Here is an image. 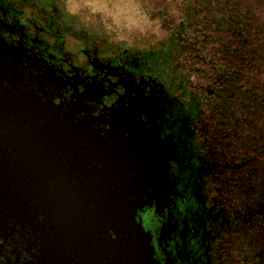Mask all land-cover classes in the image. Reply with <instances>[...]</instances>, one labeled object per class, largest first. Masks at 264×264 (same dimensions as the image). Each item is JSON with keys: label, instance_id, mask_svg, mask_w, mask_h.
Masks as SVG:
<instances>
[{"label": "flooded vegetation", "instance_id": "obj_1", "mask_svg": "<svg viewBox=\"0 0 264 264\" xmlns=\"http://www.w3.org/2000/svg\"><path fill=\"white\" fill-rule=\"evenodd\" d=\"M109 1L123 16L80 1L0 0V264H264V119L246 117L254 105L241 87L212 79L236 59L219 39H177L189 0ZM29 97L71 116L74 145L61 135L58 149L29 150L14 109ZM126 116L161 145L163 192L133 176L145 166L140 156L131 166ZM116 155L120 199L140 203L137 253L115 245L111 228L60 229L29 211V200L73 205L82 185L90 201L112 203ZM29 187L61 192L29 199Z\"/></svg>", "mask_w": 264, "mask_h": 264}, {"label": "trees", "instance_id": "obj_2", "mask_svg": "<svg viewBox=\"0 0 264 264\" xmlns=\"http://www.w3.org/2000/svg\"><path fill=\"white\" fill-rule=\"evenodd\" d=\"M190 5L177 18V39H219L222 53L229 59L235 58L230 67L212 77L215 84L226 87H241V102L250 103L254 108L243 111L247 118L264 119V0H189ZM126 86V85H125ZM133 89V88H132ZM229 101L234 100L235 90L227 89L224 93ZM128 96V94H127ZM146 107L152 109V94L144 97ZM133 103L135 99H129ZM139 105V102H138ZM251 111V113L249 112ZM253 112V114H252ZM130 135L140 148V157L145 167L137 168L143 172L152 191L163 192L161 166V145L156 140L151 128L142 122L126 116ZM264 126V122L258 123ZM132 132V133H131ZM264 135V132H259ZM128 140V139H127ZM126 140V141H127ZM132 144V141L130 142ZM128 154V153H127ZM160 155L159 158L156 155ZM131 154H128L131 161ZM133 157V155H132ZM137 157V156H136ZM133 159L131 162L134 163Z\"/></svg>", "mask_w": 264, "mask_h": 264}, {"label": "water", "instance_id": "obj_3", "mask_svg": "<svg viewBox=\"0 0 264 264\" xmlns=\"http://www.w3.org/2000/svg\"><path fill=\"white\" fill-rule=\"evenodd\" d=\"M14 109L16 118L23 119L21 123H16L15 127L18 129L20 128L22 132L29 133V150L36 148L48 149V146L58 149V144L63 142V140H59V136L61 135H71L70 138H66L65 142L67 145H74V143H76L72 136L77 134V125L71 122L70 115L61 112L60 109L54 106L40 104L38 100L31 97H29V106L17 104ZM131 141L132 144L130 143ZM126 142L129 143V150H127V153L131 154V161L140 158L138 155L140 154V148L134 143L135 141H133L131 135ZM121 162L122 158L120 155L113 157L114 199L112 203L104 204L96 202L95 200L90 201L92 190L89 186L82 185L81 188L73 190L76 195V201L73 205H63L54 202L33 204L30 203L29 200V211L32 210L33 214L40 212L41 214L48 215L50 224L53 222L52 227L59 226L60 229L62 227L71 230L85 231L92 230L94 226L102 230L111 228L117 240L115 245L129 247L131 248V253H137L138 250H133L132 248L141 246L140 240L142 239V230L140 224L135 222L131 211L136 206H139L140 203L127 204L120 199L127 192L125 188H122V180H120L122 176L121 170L119 169L122 166ZM131 166L134 168L132 162ZM132 170L134 172L133 176L140 171L137 168L136 170ZM29 172H31L30 169ZM82 174L84 175V173ZM130 186L131 195L136 189L133 188L132 184ZM59 192L61 191L57 188L32 189L30 187L28 191H25L26 194L29 193V199L33 196L45 198L48 194L54 196ZM98 217H100V219H98Z\"/></svg>", "mask_w": 264, "mask_h": 264}, {"label": "rangeland", "instance_id": "obj_4", "mask_svg": "<svg viewBox=\"0 0 264 264\" xmlns=\"http://www.w3.org/2000/svg\"><path fill=\"white\" fill-rule=\"evenodd\" d=\"M85 2L87 6H89V8H95V9H101L103 11H107V12H112V13H116V16H120L123 14V10L122 8H114L115 11L112 10V7L110 6V1L109 0H69V6L72 9H76L78 8L77 6H79V2ZM116 3L113 2V5H115ZM105 15H107L106 13H103ZM127 15V14H126ZM123 16V15H122ZM128 20H131V17H127Z\"/></svg>", "mask_w": 264, "mask_h": 264}]
</instances>
